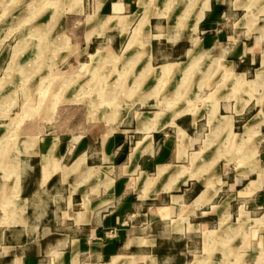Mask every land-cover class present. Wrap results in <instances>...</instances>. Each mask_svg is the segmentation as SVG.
Here are the masks:
<instances>
[{
	"label": "crops",
	"instance_id": "crops-1",
	"mask_svg": "<svg viewBox=\"0 0 264 264\" xmlns=\"http://www.w3.org/2000/svg\"><path fill=\"white\" fill-rule=\"evenodd\" d=\"M101 1L88 40L137 36L149 60L122 69L182 82L184 100L154 105L155 85L69 138L16 134L0 98V264H264V0Z\"/></svg>",
	"mask_w": 264,
	"mask_h": 264
},
{
	"label": "rangeland",
	"instance_id": "rangeland-1",
	"mask_svg": "<svg viewBox=\"0 0 264 264\" xmlns=\"http://www.w3.org/2000/svg\"><path fill=\"white\" fill-rule=\"evenodd\" d=\"M169 7L174 9L173 4ZM94 9L91 0H0V98L11 110L16 134L27 124L34 134L43 130L51 137L79 138L90 127L115 125L120 113L132 103L138 107L143 99L136 97L152 94L155 85L159 93L154 105L169 109L183 102L182 82L138 83L142 65L130 62L122 69L121 60L134 59L129 52L148 62L147 48L139 47L137 36L123 51L118 31H112L116 40L104 33L88 40ZM123 23L127 26L129 20ZM8 134L3 142H8ZM219 157L217 148L210 146L207 158ZM109 232L115 236L117 229ZM204 260V264H233L227 252L216 250Z\"/></svg>",
	"mask_w": 264,
	"mask_h": 264
},
{
	"label": "bare ground",
	"instance_id": "bare-ground-1",
	"mask_svg": "<svg viewBox=\"0 0 264 264\" xmlns=\"http://www.w3.org/2000/svg\"><path fill=\"white\" fill-rule=\"evenodd\" d=\"M148 60H149V59H148ZM113 94H114V93H113ZM113 97L115 98V96H113ZM110 98H111V97H110ZM133 101H134V100H133ZM3 212H5V213H6V216L8 215V214H7L8 212H6L5 210H4Z\"/></svg>",
	"mask_w": 264,
	"mask_h": 264
},
{
	"label": "built area",
	"instance_id": "built-area-1",
	"mask_svg": "<svg viewBox=\"0 0 264 264\" xmlns=\"http://www.w3.org/2000/svg\"><path fill=\"white\" fill-rule=\"evenodd\" d=\"M108 234H111V232H109ZM112 235V234H111Z\"/></svg>",
	"mask_w": 264,
	"mask_h": 264
}]
</instances>
